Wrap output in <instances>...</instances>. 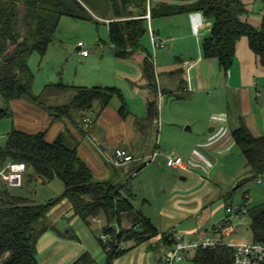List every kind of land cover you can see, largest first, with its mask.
<instances>
[{"label": "trees", "instance_id": "obj_1", "mask_svg": "<svg viewBox=\"0 0 264 264\" xmlns=\"http://www.w3.org/2000/svg\"><path fill=\"white\" fill-rule=\"evenodd\" d=\"M254 1L258 0H0V96L7 105L5 110H0V120L13 114L11 105L19 100L55 112L58 117L64 114L69 118L71 110H76L86 127L92 123L85 122L86 113L93 111L96 104L102 112L115 98L122 102L121 118L130 116L123 93L114 87L53 86L60 91H75L72 102L61 107L45 106L41 103V95H33L35 76L29 59L33 54L41 58L47 54L63 17L93 23H98V18L109 20L107 26L113 54L117 59L126 60L136 52H145L141 41L150 31L149 21L145 18L148 6L151 20L201 13L212 22L210 33L202 41L203 57L215 59L220 69L227 73L234 64L237 44L242 38L248 40L251 51L264 65V18L259 27L242 20L249 14L248 4ZM99 5L111 10V18L97 14ZM151 58L149 54L144 58V75L149 87L158 91ZM49 87L52 86H47L45 91ZM158 116L155 99L148 104L147 119L154 121ZM233 139L250 171L255 176L264 175V137H255L241 123L233 132ZM11 163L26 166L21 188L58 179L64 185V192L46 204H37L31 197L19 196L13 188L0 183V264H40L38 242L50 228L49 213L64 200L71 204L73 215L86 228H90L96 219L104 221L102 235L107 241L99 238L98 242L106 254V264H113L135 247L147 245L150 252L154 249L150 242L160 232L151 219L136 210L132 201L111 181H97L88 163L80 157L78 148H70L62 135L49 141L46 132L28 133L13 128L6 144L0 148V168ZM231 196L228 194L225 198ZM240 207L250 219L253 243L264 244V204ZM232 217L228 216L219 228L213 229V233L220 229L224 241L227 237L224 231ZM175 242L174 234L164 233L159 246L172 249ZM129 244L132 246L128 247ZM233 263V249L219 245L195 250L189 264ZM72 264H95V261L90 253H85Z\"/></svg>", "mask_w": 264, "mask_h": 264}, {"label": "crops", "instance_id": "obj_2", "mask_svg": "<svg viewBox=\"0 0 264 264\" xmlns=\"http://www.w3.org/2000/svg\"><path fill=\"white\" fill-rule=\"evenodd\" d=\"M257 14L261 17V21L257 22L255 20L253 22L255 24L252 23L255 27H259L264 18V4L260 13ZM182 16L186 18L183 29L185 34H182L184 35L183 38L189 39L186 43L190 42L193 45L195 42L196 48H198L197 53L195 52L186 58L185 60L187 61L183 67L180 65V70L174 69L169 64L163 65V70L160 72L163 75H159L158 80V95L154 91H150L151 88L144 75V52L141 53V59H136L133 56L126 60L117 59L110 47L111 53H108V55L102 53L103 57L107 58L108 63L115 64L117 73L122 70L121 74L127 83L128 81H136L138 77L141 78V84L143 80H146L145 84L141 85L143 93V98L141 97V120L142 123L145 122L144 126L137 125L138 118L131 111H129L130 116L127 119L121 118L119 110L112 109L111 103L102 112L98 104L93 109L97 115L99 130L104 134L105 143L115 147L113 155L117 149H125L134 157L132 163L120 167L135 168L140 162L148 160L152 155L151 150L148 149L154 136V124L159 119V116L157 120H154V123L147 119L149 102L157 100V98L160 99L162 120L164 119L165 108L173 104L170 99H175L178 102L184 100V102L188 101L189 104H197L202 98H205L209 103L204 121L201 124L185 122L181 127L180 124H171V126L166 128L162 124L160 129L161 140L160 138L157 140V145L164 144L167 147L168 145H179L176 142H180L185 149L180 154L160 151L159 156H163L162 158L166 160L167 154H175V156L184 160L189 159L185 160L188 161L185 162L187 170L169 168L167 165L165 167L166 170H161V164L158 165L159 168L155 170L159 171L158 174H160L159 176L164 182L161 191L163 192L166 187H168V191L163 194L165 198L163 205L154 214H151L150 210L145 206L150 204L147 197L142 195V206L140 208L135 205V201L129 198L136 210L151 219L159 229L160 235L150 242L154 247L151 252L148 250L147 245L135 247L124 256L115 260L113 264H163L164 256L171 248L159 246L162 235L171 233L175 237L179 236L181 234L175 230L177 225H184L191 220H194L193 223L197 225L200 221L207 219V215H203V212L209 209L208 206L214 201L215 197H219L222 193L220 190L217 192L215 186L219 187L215 182H212V179L218 176L219 169L230 166L234 161L236 145L233 139V132L239 128L241 123H244L255 137H264V65L260 63L259 58L251 51L248 40L242 38L238 42L234 64L227 73H224L215 59H205L203 57L201 49V42L210 33L212 22L206 20L201 13ZM174 18H180V16H175ZM177 22L182 24V20ZM178 34L181 35V33H177L167 36L168 42L171 43L170 50H174L176 43L182 39L181 36L179 38ZM158 35L160 39L161 36L159 33ZM84 49H86L85 46ZM76 50L81 51L78 45ZM179 50H181V46ZM82 57L89 58L90 51L87 57ZM159 62L157 59V63ZM135 69L137 71H134ZM158 69H160V63L157 66ZM164 69L166 70L164 71ZM174 71L180 74L177 76ZM113 81L111 78L109 82H104V84L115 85ZM114 88L121 91L116 86ZM166 95L170 99L166 100ZM11 109L15 121L18 119L16 129L28 133L46 132L49 141L55 140L54 137L59 127L52 125L53 119L43 108L27 100H19L12 103ZM85 118L89 119L87 115ZM185 127L186 129H184ZM211 129L212 131H210ZM174 140H176L175 143ZM101 149L102 151L106 150L105 147H101ZM78 151L81 156L83 155L82 159L90 166L97 181H111L112 183L117 181L119 183L126 179L122 177L117 179L108 169V165L103 162L91 146L89 148H79ZM139 154H141V159L136 160ZM159 156L154 162L157 161ZM229 157L231 158L230 160H228ZM133 178H138V174L133 173ZM129 183L131 184V182ZM130 184L120 189L126 197L127 195L124 191H129ZM244 198L248 199V195H245ZM63 206L65 208V222L68 228H66L65 237L57 236L54 232H51L49 237H45V234H43L37 246L39 263L72 264L83 254L90 253L95 264H102L107 259L105 252L100 245L102 250L94 243L87 228L80 222L79 218L73 215L71 204L64 200L53 208L51 212L58 211V208H63ZM62 215L63 212L54 220L48 219L49 225H55ZM103 223L102 219H96L88 229L92 231L93 225L102 226L104 225ZM196 233H198V237L185 241L198 240L204 236H210L213 234V230L210 235L207 233L199 234V231L194 230L184 232V234L189 236H195ZM40 245H42V248H40ZM131 246L132 244L128 245V247ZM188 255L186 254L185 256L187 257Z\"/></svg>", "mask_w": 264, "mask_h": 264}, {"label": "rangeland", "instance_id": "obj_3", "mask_svg": "<svg viewBox=\"0 0 264 264\" xmlns=\"http://www.w3.org/2000/svg\"><path fill=\"white\" fill-rule=\"evenodd\" d=\"M263 4L264 3L260 2L259 0L249 3L248 10L250 15H246L242 20L246 22L249 21L250 24H252L255 20L260 22L261 17L257 13H260V10L263 8ZM96 10L98 12L97 14L101 17H108L109 19L112 16L111 10L107 7H103L102 5H99V9ZM185 19V16L181 17L180 15V18L171 17L158 18L150 21L148 20L149 28L155 33L157 43L161 41L165 45L164 49L153 47L149 34L144 36L141 41L143 50L145 51L144 55L146 56V54H149L152 56L151 61L155 69V81L157 87H159L158 80L159 75H161L160 72L163 70V65L166 66L165 64H169L174 69L180 70V67H183L187 61L185 59L193 53H197L198 48H196L195 42L192 45L190 42L186 43V41L189 40L188 38H183L184 35L182 34H185L183 32L185 27L184 21H186ZM181 20L182 24H178L177 21ZM109 22V20L106 22L105 19H98V23H93L91 21L78 20L70 17L62 18L55 35V41L49 47L47 54L43 58H41L38 54H33L29 59V66L35 76L31 92L35 96L41 95V103L45 106L54 105L61 107L69 105L75 95V91L73 89L60 91L55 88L61 84L67 87L86 88H93L95 86L102 88H113L116 86L121 89L129 111L136 114V118H138L137 125L144 126L145 122L142 123L141 120V100L143 98L141 85L145 84L146 80H143L141 84V78L138 77L136 81H128L127 83L121 74L122 70H120V74L117 73L115 64L108 63L107 58L105 56L103 57L104 53L107 55L108 53H111V44L109 41V32L107 26ZM158 33L161 36L160 39L158 37ZM177 33H181V35L178 34V36L179 38L181 36L183 40L180 39V41L176 43L175 49L170 50L171 43L168 42L167 36ZM79 42L83 43L85 48L90 51L89 58H83L81 51L76 50ZM180 46L181 50H179ZM141 53L143 52H136L134 54L136 59L142 58ZM157 59L158 62L160 61V69L158 70L157 66L159 63H157ZM1 63L2 58H0V64ZM165 70L166 69H164V71ZM134 71H137V69ZM174 72L177 76L180 74L179 72ZM111 78L114 80L113 83L115 85H105L104 82H109ZM95 82H97V84H95ZM47 86L52 87H49L48 90L45 91ZM136 90H138V92H136ZM43 91H45V93ZM150 91H154L157 95V92H159L152 89H150ZM167 96L168 95L165 96L166 100L170 99ZM156 101L159 108V119L155 121L153 128L154 136L150 142L148 150H151L152 154L156 151H167L169 153L174 152L176 154H180L184 152L185 149L183 144L180 142H176V144L179 143V145H168V148L165 147L164 144L157 145V140H159V138L161 140L160 129L162 124L165 125V128L167 126H171V124H180L181 127L185 122H197V124H201L204 121L209 103L205 98H202V100L197 104H189L188 101L184 102V100L178 102L175 99H170V102L173 104L172 106L165 108L164 119L162 120L161 101L159 98H157ZM110 106L114 110H119L122 106V102L119 98H115L112 100ZM6 108L7 105L0 96V110H5ZM45 111H47L48 114H50V117L53 119L52 125L54 127H59L57 129L58 132L54 137L55 139L62 135L66 144L70 148H78V150L79 148H89L91 146L97 155L103 160V162L108 165V169L113 175H115L117 179L120 177L126 178L119 183L117 181L115 183L113 182V184L118 189H122L127 184H130L129 182H131L129 185V191H124V193H126L128 198H131V200L135 201V205L138 206V208L142 206V195L147 197L150 201V204L145 206L150 210L151 214H154L155 211L163 205L165 201L163 194L164 192L166 193V191H168V187L164 188L163 192L161 191V188L163 187L162 184L164 182L159 176L160 174H158L159 171L155 170L159 168L158 165L160 164V168H162L161 170H166V160L162 158L163 156H159L156 162H152L150 159L143 160L138 164L137 167L132 169H128L130 168L128 166L117 168L113 163V152L115 147L114 145L105 143L104 134L99 130L97 115L94 111H89L86 113V115L92 121V123L87 127L82 121L81 114L76 110H71L69 118H66V116L64 117V114H61V116L58 117L56 116L58 114L55 112H50V110ZM17 120L15 121L14 114L10 115L4 120H0V148L6 144L7 136L11 130L16 128ZM184 129H186V127ZM54 133H56V131H54ZM175 141L176 140H174V143ZM101 147H105L106 150L102 151ZM82 156L80 155L81 158H83ZM140 156L141 154H139L136 160L141 159ZM230 159L231 158L229 157L228 160ZM233 159L234 161L230 166L219 169L218 176L212 179V182H215L219 187L217 188V186H215L217 192L220 190L222 193L219 195V197H215L214 201L208 206L210 210L206 209L203 212V215H207V219L203 220L202 222L200 221V223L197 225L193 223L194 220H191L189 223L184 225L179 224L176 226V232L181 234L179 236L183 237L184 240H189L190 238L193 239L199 236L198 233H196L195 236L184 234V232L188 230L199 231V234L207 233L210 235L213 228H219L222 224V221L226 219L228 215L226 212L227 208H237L242 205L250 208L264 204V175L255 176L250 171V169L247 167L245 157L237 147L235 149V157ZM185 160L184 162H188ZM141 163L142 165H140ZM8 165L2 169L6 168ZM133 173L138 174V178H133ZM258 181H260V183H258ZM12 191L19 196L23 195L31 197L37 204H46L51 200L57 199L63 194L64 185L60 180L55 179L53 182L48 184L43 185L34 183L30 188H13ZM228 194L232 196L230 198H225ZM245 195H248L247 200H244ZM58 209V211L55 210L53 213L51 212V215L48 219L54 220L60 215V213L62 214V212L63 215L55 225H50V228L46 233H44L45 237H49L51 232H54V234L57 236L61 235L65 237V233L68 229L67 223L65 222V208L63 206V208L59 207ZM103 224L105 225V223ZM104 225H93L92 231L87 228L90 237L99 248L100 246L98 239L102 233V230L100 229H102ZM249 225L250 219L248 216H246L245 220L242 221L239 216L233 215L231 218V224H229L224 231V233L227 235L225 239L226 242L245 244L253 243L252 233ZM42 245L44 244L42 243ZM42 245H40V248H42ZM192 256L193 252L189 253V255L179 264H189ZM102 264H106V261L104 260Z\"/></svg>", "mask_w": 264, "mask_h": 264}, {"label": "built area", "instance_id": "obj_4", "mask_svg": "<svg viewBox=\"0 0 264 264\" xmlns=\"http://www.w3.org/2000/svg\"><path fill=\"white\" fill-rule=\"evenodd\" d=\"M150 1V0H148ZM264 3V0H259ZM149 7V6H148ZM149 21L150 7L148 8V14L145 16ZM149 35L153 47L164 49V43L159 41L157 43L156 36L150 29ZM78 47L81 50V55L87 57L89 51L84 49L83 43H79ZM86 123H91L90 119H85ZM160 155V151H156L149 157L153 162ZM134 161L133 155H131L125 149H117L114 154L113 163L115 166H123L130 164ZM166 165L169 168L187 170L186 163L181 157H176L173 154L166 155ZM26 174V166L19 163H11L6 168L0 170V183L6 184L10 188H21L24 182V176ZM260 183V181H259ZM243 212V213H242ZM227 213L229 216L240 214L241 219L245 220L244 210L241 207L228 208ZM220 229H217L215 233L210 236H204L198 240L185 241L181 236H176L175 246L170 249L164 256V264H179L183 261L184 256L199 248H215L219 245H225L233 249L234 251V263L233 264H264V244L263 243H234L226 242L222 239ZM101 239L107 241V237L102 235Z\"/></svg>", "mask_w": 264, "mask_h": 264}, {"label": "water", "instance_id": "obj_5", "mask_svg": "<svg viewBox=\"0 0 264 264\" xmlns=\"http://www.w3.org/2000/svg\"><path fill=\"white\" fill-rule=\"evenodd\" d=\"M210 131H212V129Z\"/></svg>", "mask_w": 264, "mask_h": 264}]
</instances>
